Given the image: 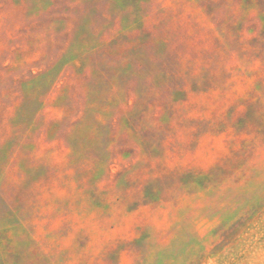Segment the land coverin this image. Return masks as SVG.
<instances>
[{
  "label": "rangeland",
  "instance_id": "374dc122",
  "mask_svg": "<svg viewBox=\"0 0 264 264\" xmlns=\"http://www.w3.org/2000/svg\"><path fill=\"white\" fill-rule=\"evenodd\" d=\"M0 264H264V0H0Z\"/></svg>",
  "mask_w": 264,
  "mask_h": 264
}]
</instances>
